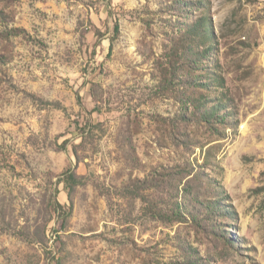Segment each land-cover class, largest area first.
Listing matches in <instances>:
<instances>
[{
    "label": "rangeland",
    "instance_id": "rangeland-1",
    "mask_svg": "<svg viewBox=\"0 0 264 264\" xmlns=\"http://www.w3.org/2000/svg\"><path fill=\"white\" fill-rule=\"evenodd\" d=\"M179 1L0 0V264H264V0Z\"/></svg>",
    "mask_w": 264,
    "mask_h": 264
},
{
    "label": "trees",
    "instance_id": "trees-1",
    "mask_svg": "<svg viewBox=\"0 0 264 264\" xmlns=\"http://www.w3.org/2000/svg\"><path fill=\"white\" fill-rule=\"evenodd\" d=\"M179 2H182V4L185 5V2L187 1H182L180 0ZM192 3V2H189ZM197 5L199 6L204 5L203 1L198 0ZM185 9H187L186 5L184 6ZM186 14H191L189 10H186ZM185 29V44L183 46V50H181L179 53L182 55V59L184 63L187 65L188 68L193 69V62L195 61L193 57L196 59V55H193V53H198L199 50L203 49V57L202 59L209 60L210 57L213 54V45L214 42L212 41L211 38V30H210V25H208V16L203 15L199 20L193 21L191 24L186 25ZM194 44L198 48V51L194 50ZM203 47L202 49H200ZM212 58V57H211ZM197 63V62H196ZM209 79V82H204L201 79H197V77L193 80L190 81L192 86L195 87H201L203 85H207L208 89L210 90L208 94L201 93L197 96L189 98L191 101V105L193 107V115L196 116V118L206 121L209 123H212L216 119H219L222 121L224 119L225 114H220L222 111V104L224 102V99H226L225 96H222L219 94V89L223 88L225 86L226 80L224 76L221 74H217V72L214 69L210 70H205L204 72V79ZM208 83V84H205ZM217 87L218 89H215ZM215 91L218 93L217 95H220V98H222L219 102L216 104H212L210 108H207L211 103L209 99H213L212 92ZM216 95V96H217ZM214 97V99L216 98ZM201 114V115H199ZM192 116V117H194ZM186 116L183 114L182 118H185ZM220 121V122H221ZM62 179L61 182H65L67 187H73L77 181L79 180V176L76 173V171H73L71 169L66 170L65 172L62 173ZM60 209H65V207L61 204H59ZM209 211H217V206H212V208H209ZM71 211V210H70ZM66 211H64V214H61L64 216Z\"/></svg>",
    "mask_w": 264,
    "mask_h": 264
},
{
    "label": "crops",
    "instance_id": "crops-1",
    "mask_svg": "<svg viewBox=\"0 0 264 264\" xmlns=\"http://www.w3.org/2000/svg\"><path fill=\"white\" fill-rule=\"evenodd\" d=\"M261 45H263V46H264V40H263V42L261 43Z\"/></svg>",
    "mask_w": 264,
    "mask_h": 264
}]
</instances>
